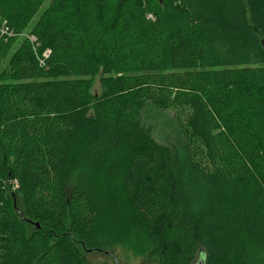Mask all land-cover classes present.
Returning a JSON list of instances; mask_svg holds the SVG:
<instances>
[{"label": "trees", "instance_id": "trees-1", "mask_svg": "<svg viewBox=\"0 0 264 264\" xmlns=\"http://www.w3.org/2000/svg\"><path fill=\"white\" fill-rule=\"evenodd\" d=\"M47 1L0 0V264H88L125 217L157 264H264V0Z\"/></svg>", "mask_w": 264, "mask_h": 264}, {"label": "rangeland", "instance_id": "rangeland-1", "mask_svg": "<svg viewBox=\"0 0 264 264\" xmlns=\"http://www.w3.org/2000/svg\"><path fill=\"white\" fill-rule=\"evenodd\" d=\"M50 3L47 1L45 7ZM29 34V32H26ZM12 40L10 37L8 41ZM17 40L14 46L7 52H0V73L9 67V60L17 48ZM99 90L98 79L94 92ZM141 121L151 129L154 139L167 147L175 148L180 142L173 114L168 111L158 110L148 106L141 116ZM13 191L17 190L18 183L14 181ZM101 225L94 234L85 238L87 249L101 248L118 258L120 264H157L156 260H149L148 253L151 244L147 236L135 226L129 217H125L119 223ZM81 248V247H80ZM88 264H115L113 259L101 253L86 254Z\"/></svg>", "mask_w": 264, "mask_h": 264}, {"label": "built area", "instance_id": "built-area-1", "mask_svg": "<svg viewBox=\"0 0 264 264\" xmlns=\"http://www.w3.org/2000/svg\"><path fill=\"white\" fill-rule=\"evenodd\" d=\"M11 36H12V32L9 26L7 25V22H5L0 18V40L7 41ZM31 41L33 44L36 43L34 38H31Z\"/></svg>", "mask_w": 264, "mask_h": 264}, {"label": "water", "instance_id": "water-1", "mask_svg": "<svg viewBox=\"0 0 264 264\" xmlns=\"http://www.w3.org/2000/svg\"><path fill=\"white\" fill-rule=\"evenodd\" d=\"M38 224H36V227L38 228ZM83 247H84V245H83ZM85 248V247H84ZM96 251H98L99 253H103V254H105V255H107V256H109V257H111L113 260H114V262H115V264H120L119 263V261L114 257V256H112V255H110L109 253H107V252H105V251H102V250H96ZM86 252H91V250H88V251H86ZM200 264H203V262H200Z\"/></svg>", "mask_w": 264, "mask_h": 264}]
</instances>
